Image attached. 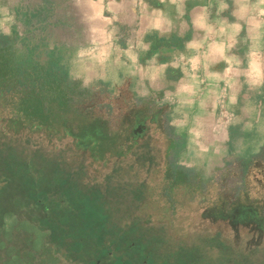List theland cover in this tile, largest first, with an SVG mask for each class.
I'll use <instances>...</instances> for the list:
<instances>
[{"label":"rangeland","instance_id":"rangeland-1","mask_svg":"<svg viewBox=\"0 0 264 264\" xmlns=\"http://www.w3.org/2000/svg\"><path fill=\"white\" fill-rule=\"evenodd\" d=\"M6 1L39 13L19 21L38 29L0 46V77L19 81L0 101V264H112L138 239L131 248L144 264H264L255 175L238 160L174 149L160 134L168 121L157 94L133 95L109 70L99 77L95 16L81 28L77 1L69 10L55 1L52 12L49 0ZM152 111L158 156L144 147ZM71 213L78 231L63 227L78 221ZM107 222L123 239L106 255ZM81 238L88 245L72 253Z\"/></svg>","mask_w":264,"mask_h":264},{"label":"crops","instance_id":"crops-1","mask_svg":"<svg viewBox=\"0 0 264 264\" xmlns=\"http://www.w3.org/2000/svg\"><path fill=\"white\" fill-rule=\"evenodd\" d=\"M55 1L78 2L81 28L95 16L99 77L109 70L133 95L157 94L168 121L159 132L174 149L238 160L240 173L264 159V0H49L50 12ZM24 6L0 0L1 35L38 29L19 22L39 13Z\"/></svg>","mask_w":264,"mask_h":264},{"label":"trees","instance_id":"trees-1","mask_svg":"<svg viewBox=\"0 0 264 264\" xmlns=\"http://www.w3.org/2000/svg\"><path fill=\"white\" fill-rule=\"evenodd\" d=\"M4 44H8L9 42H10V38H9V36H7V35H1L0 34V46H3V43ZM2 43V44H1ZM7 76H5V77H0V101L2 100V99H4V97H6V101H8V99H7V97L9 98V93L11 92V89H15L16 88V86H17V83L19 82H15L16 81V79L14 80V82L13 83H10V82H5V78H6ZM5 82V83H4ZM25 89H27V86H26V84H25ZM154 114V112L152 111V112H150V114H148V116L146 117V120H147V123H148V125H149V130H148V134H150V138L148 139L149 141H148V144H150V146L148 145H144V147L145 148H149L150 150H151V153L153 154V155H155V156H158V154H159V149H157L155 146H157L156 145V138H154L155 136H156V134H157V136L156 137H158V133L159 132H157L156 131V128L154 127V124L155 123H158V118H152V117H150L151 115H153ZM157 116V115H156ZM155 116V117H156ZM135 131L137 132H143L144 130H141V131H139V130H137L136 129V127H135ZM144 133V132H143ZM137 134V133H136ZM167 140H168V138H166ZM169 141V140H168ZM170 142V141H169ZM5 207V206H4ZM4 209V208H3ZM71 215L72 216H76V214L74 213H71ZM76 218L78 219V221H76L75 219L73 220V219H71V220H68V222L67 223H64V226L63 227H65L66 229H68V230H70V231H78L79 229H80V226H81V224H82V222H81V219L80 218H78L77 216H76ZM97 219H96V221H94V223L93 224H96L97 223ZM102 223H103V221L102 220H100L99 221V224L100 225H102ZM91 224H92V222H91ZM90 224V225H91ZM106 224V223H105ZM93 226V225H92ZM106 228H107V231L112 235V236H107V237H105V239H103V241H102V246L104 247V245H106L107 247H106V249H105V251H103V252H105L106 254H107V252H109L110 253V249H111V247L113 246V244H115L116 245V247L115 248H118V247H120L121 248V240L123 239V235L122 236H118V231L115 229V227L114 226H111L108 222H107V224H106ZM134 228V227H133ZM116 230V231H115ZM134 230H135V228H134ZM76 236H79V235H76ZM134 239V238H133ZM138 239V238H137ZM85 240H87V239H83V238H81V242H80V245H79V243H78V246H76V247H74V249H73V251H71L72 253H76V254H78V251L80 250L81 252H82V250L83 249H85L86 248V246L88 245L87 244V241H85ZM135 240V239H134ZM101 241V240H100ZM120 241V242H119ZM137 241V243H135V244H132V248H134V247H136V248H141L142 247V245H143V240H140V239H138V240H136ZM117 242H119V243H117ZM139 242V243H138ZM93 243L96 245V243L94 242V240H93ZM131 243V242H130ZM127 246V245H126ZM96 247H97V249H99L98 248V246L96 245ZM112 248H114V247H112ZM126 248V247H125ZM108 250V251H107ZM121 256H124V255H121ZM129 264H144V263H142L141 261H139V259H138V261L136 260V261H134V260H131V261H127ZM118 263L119 264H124V262H123V260L122 259H119L118 260ZM91 264H97V259H93L92 261H91Z\"/></svg>","mask_w":264,"mask_h":264},{"label":"flooded vegetation","instance_id":"flooded-vegetation-1","mask_svg":"<svg viewBox=\"0 0 264 264\" xmlns=\"http://www.w3.org/2000/svg\"><path fill=\"white\" fill-rule=\"evenodd\" d=\"M255 171H256V173H254ZM249 172H251L253 175H255L254 176V180L256 183L255 190H256L257 195L259 196V198H257V199L261 200L260 201L261 206H262L261 209L263 211L262 215L264 216V159L257 160L256 161V167H255L254 171L250 170ZM246 186H249V184H246ZM117 243H119V242H117ZM131 243L135 244V243H137V241H131ZM123 250H128V252L118 254L119 259H125L128 261H131V260H134V261L137 260L138 261V256H136L135 252L132 250L131 247H129V248L126 247ZM107 254H112V253L107 252ZM121 255H124V256H121ZM263 257H264V254H263ZM112 260H113L112 264H119L118 260L115 259L113 256H112Z\"/></svg>","mask_w":264,"mask_h":264},{"label":"clouds","instance_id":"clouds-1","mask_svg":"<svg viewBox=\"0 0 264 264\" xmlns=\"http://www.w3.org/2000/svg\"><path fill=\"white\" fill-rule=\"evenodd\" d=\"M85 83H87V81Z\"/></svg>","mask_w":264,"mask_h":264}]
</instances>
